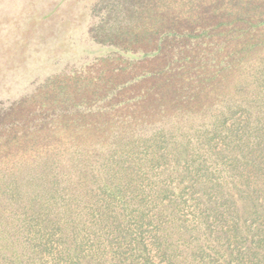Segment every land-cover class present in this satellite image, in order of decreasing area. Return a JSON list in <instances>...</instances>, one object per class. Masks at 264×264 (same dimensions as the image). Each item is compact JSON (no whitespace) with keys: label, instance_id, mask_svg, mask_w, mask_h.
Segmentation results:
<instances>
[{"label":"trees","instance_id":"obj_1","mask_svg":"<svg viewBox=\"0 0 264 264\" xmlns=\"http://www.w3.org/2000/svg\"><path fill=\"white\" fill-rule=\"evenodd\" d=\"M172 1L104 0L108 18L93 28L95 40L114 53L135 46L143 40L136 39L146 24L140 26L141 19ZM210 13L212 22L203 16L199 39L192 41L196 52L171 57L150 77L175 80L187 68L181 96L149 91L117 103L118 94L133 92L134 83L126 81L95 93L109 99L106 109L74 105V124L50 120L36 137L27 133L9 144L0 141V264H199L197 256L211 243L220 247L226 264H264V37L239 45L245 33L259 31L251 8ZM191 19L195 16L186 22ZM244 19L249 26L237 27ZM202 44L208 51L198 53ZM25 103L1 106L0 121ZM46 114L59 115L55 109ZM86 114L103 118L83 121ZM218 138L225 148H204ZM149 152L145 167L170 162L174 168L166 177L180 180V191L201 193L199 224H185L179 209L165 203L170 193L165 183H154L151 191L140 183L142 156ZM207 154L223 165H211ZM210 216L220 218L223 228L208 240L205 234L214 232L212 222L206 224ZM175 237L189 248L185 254H179Z\"/></svg>","mask_w":264,"mask_h":264},{"label":"rangeland","instance_id":"obj_2","mask_svg":"<svg viewBox=\"0 0 264 264\" xmlns=\"http://www.w3.org/2000/svg\"><path fill=\"white\" fill-rule=\"evenodd\" d=\"M103 1L0 0V107H8L22 99L26 100L25 105L13 115L0 121L1 142L9 144V139L12 141L14 138L24 137L27 133H33L36 137L38 132H43L42 128L50 120L57 121L58 124H74L78 119L77 114L70 113V107L74 105L93 111L112 106L102 93L101 97H96L95 93L114 84L123 85L126 81L134 83L132 94H118L115 97L117 103L128 100L133 93L141 95L149 91L151 95L158 93L160 97L167 94L181 96L188 86L187 68L183 73L179 72L180 75L173 78L175 80L165 78V81L156 82L154 78L150 80V77L164 69L171 57L189 52V49L192 53L196 52L192 41L199 39L196 38L200 32L197 29L203 27V16L212 22L210 11L236 12L238 9L251 8L252 12H256L251 16V23L254 26L259 25V31L248 35L245 33L239 45H242L243 41H256L264 37V8L260 0H173L163 10L141 19L140 26L146 24L136 39H143L142 42L139 41L135 46L123 49L120 53H114V48L95 40L93 33V28L98 23L107 22V11L101 5ZM124 15L129 19L128 13ZM192 16H195V21L191 19L190 24L187 23V19ZM245 19L237 27L247 28L249 25L243 24ZM121 22H124V19ZM211 34L215 37L214 30ZM202 40L205 44L212 41L207 38ZM203 44L198 49L196 47L198 53L208 51V47ZM121 47L124 48L125 44ZM192 53L190 57L194 60ZM157 57L158 60L155 59ZM143 76L147 77V80H138ZM177 79H180V82ZM166 86L168 87L165 90ZM170 96L164 98V101H168ZM53 109L59 115L51 117L46 114V111ZM238 115L240 119L244 118L241 113ZM97 118L101 119L103 116L86 114L82 120L94 122ZM118 118L120 116L116 115L114 122H119ZM227 124L232 125L233 120L230 119ZM203 146L207 149L213 148L217 152L226 147L219 138ZM7 153L9 152L4 150V154ZM207 155L208 159L212 160L211 165H223L218 156L214 160L211 154ZM145 159L151 161L152 153L149 152L145 158L142 156L141 162L144 164L140 166V183H148L149 191L154 183H165V189L170 190L169 195L163 199L165 203L171 202L179 209L185 224H199L198 218L203 212V204H197L201 194L198 189L186 188L180 191L176 184L181 181L175 177H166L174 168L172 163L164 166L154 163L145 167ZM7 166L10 167L11 163L5 165ZM153 213L152 210L148 212L150 215ZM209 222L213 223L209 226L214 228V232H209L210 237L205 234L208 240L218 235V231L223 228L220 218L216 222L214 217L210 216L206 224ZM175 238L181 244L178 247L182 249L179 254H185L189 248L182 245V239ZM206 239L200 237L198 242L205 245ZM146 243L150 244L151 239L147 238ZM88 245L84 247L88 251L92 250L90 246L93 244L89 242ZM215 245H207L208 250L197 256L199 264H226L227 260L221 256L220 247ZM237 263L234 260L231 264Z\"/></svg>","mask_w":264,"mask_h":264}]
</instances>
